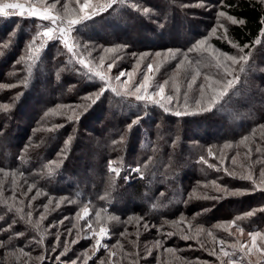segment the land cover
Here are the masks:
<instances>
[{"label":"trees","instance_id":"obj_1","mask_svg":"<svg viewBox=\"0 0 264 264\" xmlns=\"http://www.w3.org/2000/svg\"><path fill=\"white\" fill-rule=\"evenodd\" d=\"M225 4L236 5L235 8L225 7L223 10L245 21L243 26L239 24L230 26L228 35L235 43L251 45L259 35L261 27L259 21L264 16V4L258 0H225ZM163 7L165 8L162 10L164 16L156 18V21L161 22L166 17L167 9L174 11L171 14L172 24V19L185 18L180 9L175 6H169L166 3ZM7 18L4 17L3 22H0V83L9 80L23 82L25 78H22L20 70L27 72L30 76L26 78L27 87L23 83L19 96L16 100L14 99L16 107L6 113L0 111V160H3L0 166L19 175L23 173V178L42 189L43 203L49 204L47 219L55 212L53 203L58 201L59 197L65 196L74 204L71 208H64L66 214L61 215L77 214L83 206H87L94 212L106 209L107 213L114 212L115 215L122 217L138 210L148 220L159 221L160 217L156 215L158 212L156 200L166 192L169 203L172 199L174 201L181 199V201L174 205L173 211L165 209L161 217H168L175 211L177 214L187 209L188 215H191L190 222L193 230L202 226L205 232L201 234L198 242L197 239H181L182 230L179 229L175 239L178 240L179 247L184 249H181L183 251L177 249L178 245L171 240L165 242L164 245L161 243V249L176 250L174 253L168 252L164 261L167 259L170 264H206L204 261L208 260L210 264H216L215 257L208 258L201 253L198 254L201 256H198L186 245H192L189 241H195L208 247L210 237L207 236V231H212L209 227L213 223L223 220L231 221L237 216L243 217L245 212L252 209L264 208V193L260 192L241 197H226L211 203L206 202L207 200L202 198L204 195L199 194L202 191L200 189L209 183L210 189L209 187L204 188L207 195H220L213 187V181L228 188L250 186L247 181L233 179L225 173L224 169L239 173L241 163L254 164L258 173L260 165L255 161H264V135H262L264 130L258 127L259 124H264V72L260 69L264 67V54H260L264 44L255 45L249 49L252 52V58L249 60L250 67L246 69V74L238 72L240 75V83L237 85L240 92L238 96L231 95V99L227 98L222 107L219 106L212 113H206L210 117H215L214 113H217L223 126H220L221 122H217L207 125V128L199 129L195 127L196 125L191 128V125L186 124L187 120H194L199 114L177 117L172 113L163 112L158 107L148 106L144 109L134 99L122 98L111 92H107L97 104L91 105L87 97L95 91L93 84H98L99 81H89L78 73L75 69H78L79 65L70 58V54L66 53L67 50L58 41L47 44L40 58L31 68L28 63L15 64L24 47L26 48L37 32L29 25L30 20L26 18ZM151 31H154L153 27ZM173 31L171 29V32ZM155 33L157 36L160 35L156 30L148 36H153ZM78 34L84 42L90 43L89 47L92 42L98 41L94 44L118 43L126 44L130 48L129 42L124 40L123 32L114 30L110 37L104 40L95 34H93L95 39L88 36L86 32ZM196 35L200 37L202 33L198 32ZM136 36L135 32L132 37ZM141 38H143L142 41L146 40L144 37ZM146 41L150 44L142 45L135 41L136 46L130 49L141 53L166 48H184L182 45L162 46L155 44L156 42ZM4 43H8L9 47L5 48ZM212 44L224 52L233 53L236 50L227 41L217 38L212 39ZM13 72L20 74L12 75ZM208 72L217 75L218 69L215 66L208 69ZM0 99L2 103H7L11 98L7 96L2 98L0 93ZM58 105L71 106L78 112L83 111L81 107L83 105L91 106L78 121H73L69 119L72 111L66 107H57ZM76 105H81L80 109ZM137 115L142 116L143 119L129 132L127 125ZM54 125H63V127L49 132L48 129ZM80 130H87V132L86 134L77 133ZM253 130H255V138L251 135ZM245 135L249 136L247 144L241 143ZM69 136L74 137L73 143L65 145ZM121 137H123L122 142ZM73 144H76L75 147ZM249 146L253 149L251 160L245 156ZM256 147H261V153L255 152ZM209 148L212 152H216V155L209 156ZM62 149L65 150L64 154L67 151L69 159L64 160V155H59ZM221 155L224 157L223 160ZM201 156L205 158L206 163L201 162ZM234 156L237 160L236 166L232 164L231 158ZM92 158H95L94 162L90 160ZM109 160L141 166L142 176L141 173L133 172L132 174L128 170L117 177L108 170ZM52 161L56 163L52 164ZM213 165L219 167L221 174L215 171ZM67 172L81 174V176L72 180L68 178ZM178 190H181V194L176 193ZM189 192L198 193L202 200H198L197 204L189 203ZM150 195H153V200L149 198ZM186 201L187 205L184 207ZM22 202L18 195L14 203L4 202L0 208V215L10 214L12 216L5 218L0 223V227L10 224V218L13 215L20 216L19 213L9 212V206L24 207L25 212L29 210L26 204L20 206ZM45 204L35 203L33 207ZM129 204L133 205L130 211L127 207ZM43 210L44 208L40 211ZM225 212L229 213L228 218H224ZM22 220L25 223L21 222ZM22 220L19 226L13 229L12 236H16L15 233L23 228L30 229L37 234L38 240L43 236V241H47L46 249L43 250L42 244L37 242L26 246V237L23 240L11 238L12 240L7 241L8 232H2L0 242L3 245L0 246V255L2 258L9 255V257L6 256L8 259H5L4 263L47 264L46 259H52L58 255V251L64 249V242H55L44 231L45 223L48 221L44 220L41 230L36 231L32 225L27 223L26 218ZM32 220L37 221L39 218L32 217ZM51 221L54 220L50 218L48 224ZM238 223L246 231H264V213L257 211L253 217L244 218ZM183 228L186 230L187 224H184ZM213 234L218 239L223 238L216 231H213ZM140 241L142 242L141 250L136 251L138 264H166L162 257L160 260L157 259L159 253L155 250L151 256L146 255V258H143L148 251L145 241L149 240L146 238V233L141 236ZM118 243L124 244L121 240ZM53 246H56L55 252L51 251ZM115 250L120 255L128 253V249L120 245L116 246ZM42 255L45 259L41 262L37 258ZM63 261L53 260L52 264L53 262H56L55 264L67 262V260ZM88 264H100V261H88ZM105 264L109 263L105 262ZM115 264H118V261Z\"/></svg>","mask_w":264,"mask_h":264},{"label":"snow or ice","instance_id":"obj_2","mask_svg":"<svg viewBox=\"0 0 264 264\" xmlns=\"http://www.w3.org/2000/svg\"><path fill=\"white\" fill-rule=\"evenodd\" d=\"M264 3V0H261ZM127 3V0H68L66 3H61V0H38L37 3H21L19 0H13V2H4L0 0V17H11L12 15H17L22 18H33L34 20H39L41 22H48L47 25L42 26V31H37V33L32 37L31 41L26 45V54L20 57V60L17 63H28L29 68L40 58L41 53L44 51L47 44L51 42H60L64 49L67 50V53L70 54L75 63L79 65L78 69H75L82 76L86 77L89 81H99L98 84H93L95 91L90 93L87 97L91 101V105L97 104L102 97L105 96L107 92L114 93L116 96L122 98L134 99V101L142 106L144 109H147L148 106L158 107L162 109L163 112H171L173 115L180 117L189 114L188 111V95L185 91L181 93L179 86H174L170 91L166 92V85L168 81L163 83L155 81L154 75L152 73L158 72L161 64L164 61H177L175 72L179 74L182 70H187L186 84L187 89H192L193 86L199 88V98L194 100L196 108L199 112L203 113H212L214 110L218 109V106L222 107L225 98L231 99V95H236L238 93L237 85L240 83L239 73H245L246 69L250 67L249 60L252 58V52L245 51L246 49H251L255 45L264 44V16L261 17L259 23L261 25L259 29V35L252 41V44H238L235 43L232 38L228 35V27L225 24V21L229 22L231 25H241L245 24L243 19H238L236 16L229 15L227 11L223 10L225 7L235 8L236 5H227L225 0H217L215 19L216 23L210 29V32L207 36H203L200 39H195L190 41V46L185 48H168L166 54L161 52H156L155 57L160 58V63H157L155 59H151V54L149 53H133L132 55L136 58L135 67L131 70H120L118 75L112 76L111 72L114 67H116L117 60L119 57L112 56L110 62L106 63V59H109V53H117L120 48L127 47L126 45H117L109 48H102L104 54L96 58L92 57V52L96 51L95 47L88 49L87 46L84 47V51L87 52V55H84L83 52L77 51L81 47L77 38L73 35L78 32V26H86V23L89 21H94L96 17L102 16L105 13L120 14L122 6ZM57 5H61V8L58 9ZM192 5L184 4L183 7L187 8ZM200 8L207 9V5L204 3H199L196 5ZM128 7L139 14L148 16L149 18L152 15V8L142 6L139 3H128ZM111 10V11H110ZM161 28L164 27L163 24L160 25ZM219 33V35H217ZM215 36L217 39L227 41L233 48L237 49L235 55H231L227 52H223L218 48H215L210 42V37ZM39 41V43H37ZM5 48L9 47L8 43H4ZM191 53H197L201 56L206 57L211 62H213L218 69V79H212L208 75H202L199 70L201 61H193L190 57ZM151 59V62L145 65L146 71H142V79L139 81H134L133 77L137 74V70L141 69L142 63L146 60ZM30 62V63H29ZM126 79H122L125 78ZM203 80L202 83L197 84L198 80ZM115 81V83L113 82ZM155 81V82H154ZM24 86L27 87V79L23 81ZM15 85H9V87H14ZM181 95H183V107L181 106ZM91 105L81 106L83 111L77 112L76 109L68 105H58L57 107H68L72 111V116L69 117L70 120L78 121L83 115L84 112L88 110ZM175 105V108H173ZM12 105L8 103H0V111L8 112L11 110ZM47 114V113H46ZM143 119L142 116L137 115L131 122L127 125V129L131 132L132 128L139 124ZM63 125H54L52 128L48 129L49 132L57 131ZM258 127L261 130H264V124H259ZM252 137L255 138V130L252 132ZM264 135V132H262ZM72 136H69L65 141L66 145L71 143ZM123 137H121V142ZM249 141V136L245 135L242 137L241 143L247 144ZM116 143V141H114ZM175 143V142H174ZM226 147L228 145H225ZM64 149L61 150L59 155H64ZM261 147H256L255 152L261 153ZM253 149L251 146L248 147V152L245 154L248 160H251V153ZM208 155L212 156V149H208ZM239 155V153H237ZM221 159L224 157L221 155ZM232 164L237 165L236 157H232ZM201 162L206 163L203 156L200 157ZM52 164H55L56 161H52ZM255 163H259V171L257 173L254 164H245L241 163L239 165V173L232 171L229 172L227 168L224 169L225 173L232 176L233 179H239L242 181H247L250 186L248 187H237V188H228L227 186L212 182L215 190L220 193L218 196H208L204 195L203 199H213L220 200L226 197H241L245 195H250L256 192L264 193V161L257 160ZM122 162L117 161H108V170L111 173H114L115 176L119 177L121 173ZM212 167V165H209ZM219 171V169H217ZM4 169L0 168V172H3ZM131 172L141 173V166H137L130 170ZM5 175L7 173L5 172ZM23 176V173H20ZM15 177V174H13ZM15 178H13V184H15ZM34 185L28 187V192L32 191ZM2 189H0V195H2ZM39 194V193H37ZM26 195V193H24ZM36 197L33 196L31 199L34 200ZM201 198V197H197ZM13 201H15L16 196L13 192ZM51 203V201H49ZM59 207V202L56 204ZM28 211L25 212L24 207H15L9 206L8 211L19 213L21 219L27 220V223L32 225L36 231L41 230V225L44 220L47 219L48 205H43L44 212L40 214L39 220H32V205L29 202ZM207 211V209H205ZM257 211L264 213V208L252 209L243 214V217L237 216L234 220L225 222L223 230L228 233L230 237H233L231 242H228L224 239H218L211 230L207 231V236L212 240V248L209 251V255L215 256L219 261V264H264V231L261 230H250L247 231V239H242L245 236V228L242 227L238 221L244 218H251L256 215ZM90 216V210L85 206L81 212L77 213L78 219L85 220V224L78 230L77 235L80 232L84 233V236L94 241L91 246V252L94 255L96 252H99L101 249L108 251L109 258L116 255L115 251L109 249V245L105 242L107 239H110V233L108 229L102 226L105 220L117 219L114 216H107L104 219L101 218V213H96V219L93 222L91 219H85ZM67 219V217H65ZM138 220L141 218H137ZM183 217L179 223H183ZM5 220L4 216H0V221ZM16 223L13 220L12 224H7V228L0 227V231H7L8 229L13 228V225ZM63 224L61 220L59 222ZM175 225L176 221H172ZM148 224L145 223L144 227L148 228ZM49 227H55L54 224H50ZM154 227V226H153ZM44 231H47L45 229ZM205 232V229L201 227H196L193 230V226L188 224L187 229L181 231V239L183 240H192L199 238L202 233ZM71 233V230H69ZM175 233L168 232L166 235L168 237L173 236ZM17 236H23L21 232L16 233ZM123 235V233H122ZM59 242V236L56 237ZM43 242V236L37 241V243ZM72 244L78 243V240H72ZM219 245V249H216V245ZM156 245L160 246L161 241H156ZM119 246V245H118ZM64 250L55 256L56 261H60L61 257L65 256L68 251L67 243L63 245ZM201 247H204L201 244ZM52 252L56 251V246H53L51 249ZM169 253H174L176 250L172 248L166 249ZM41 262L45 259L42 255L38 257ZM80 257L70 261V264H77V261ZM91 259V256H85L83 264H88V260ZM100 264H105V261L101 260Z\"/></svg>","mask_w":264,"mask_h":264},{"label":"rangeland","instance_id":"obj_3","mask_svg":"<svg viewBox=\"0 0 264 264\" xmlns=\"http://www.w3.org/2000/svg\"><path fill=\"white\" fill-rule=\"evenodd\" d=\"M258 1H261V0H258ZM4 2H13V0H4ZM19 2L26 3V4L29 2L37 3L38 0H19ZM66 2H68V0H61V3H66ZM132 2L139 3L142 6L152 8L151 17L149 18L148 16H144L142 14H139V13L132 11L128 7V3H132ZM166 3L169 6H175L178 9H180L182 15L185 16V18L180 17L181 18L180 20L172 19V22H173V24H172L171 23V18H172L171 14L174 13V11H169V9H167L168 11L165 12L166 17L161 22L156 21L155 20L156 18H162L164 16L162 10L165 9L163 7V5H165ZM199 3L206 4L207 9L200 8V7L196 6ZM216 3H217V0H127V3L124 6H122V8L120 10V14L118 16L116 14L110 15L108 13H105L102 16L96 17L94 21L87 22L86 26H78V32L73 34L77 38L79 44L81 45V47L78 48L77 51H81V52H83L84 55H87V52L84 51L83 46H87L88 49L95 47L96 51L92 52V57L96 58L98 61V57L100 55L104 54L102 51V48H109V47H113V46H117V45H126V44H118V43H115L113 45L94 44V43L98 42V41H94L91 43L92 45L89 47L90 43L84 42L83 38L80 37V35L78 34L79 32H86L87 35L90 36L92 39H95V37L93 35V34H95V35H99L101 37V39L104 40V39H108L114 30L116 32H123L124 40H125V42H129L130 48L133 46H136L135 41L139 42L142 45H149L150 43L147 42L146 40H149L150 42H156L155 44L162 45V46L182 45V47L186 48L187 46H190V44H189L190 41H194L195 39H200L203 36H207L210 32L211 27L213 25H215V23H216V19H215ZM184 4H190L192 6L185 8V7H183ZM57 8L60 9L61 5H57ZM176 16L179 17V15H176ZM11 17L17 18L19 16L12 15ZM19 18H22V17H19ZM26 19L30 20L29 25H31L34 29H36V32L42 31L43 30L42 26L48 24V22H41L39 20H34L33 18H26ZM3 20H4V17H0V22H3ZM8 20H11V19H8ZM167 21H168V25L166 26ZM161 24L164 25L163 28L160 27ZM225 24L228 27V29L230 28V26H232L227 21H225ZM152 27L154 28V31H151ZM171 29H173L174 31L171 32ZM156 30L160 35L157 36V33H155L153 36H148V35H152L151 33L155 32ZM198 30H200V31H198ZM135 32H136L137 36L134 38L132 36L135 35ZM198 32L202 33V35L200 37H197V35H196ZM217 35H219V33H217ZM141 37H144L146 40L142 41L143 38H141ZM213 38H216V37L215 36L210 37L209 42L211 44H212ZM126 46L127 47L120 48L117 53H109L108 54L109 59H106V63L110 62V58L112 56L119 57V59L117 60L116 67H114L112 69V72H111V75L113 77L118 75L120 70L131 71L135 67L136 58L132 54L135 53L138 56L140 53H136L133 51V49H130L128 47V45H126ZM167 49L168 48L163 49V50H159V51H152V52L148 51V52H141V53L151 54V59H155L157 61V63H160V58H156L155 53L161 52L162 54H166ZM248 50L249 49H246L245 51H248ZM236 52H237V49L233 53H229V54L235 55ZM262 53L264 54V48L260 50V54H262ZM25 54H26V48L24 47V49H23L21 55L19 56L18 60H20V57L24 56ZM193 54H196V56H193ZM190 57L193 61H198V60L201 61L199 70L201 71L202 75H208L212 79H218L219 78L218 74L214 75V74H212V72H208V69L215 67V64L213 62H211L209 59H207L206 57L201 56L200 54H197V53H191ZM151 59L146 60L142 63L141 69H138L137 74L133 77L134 81H139L140 79H142L141 72L146 71L145 65L147 63L151 62ZM21 63H24V62H21ZM15 64H19V63L16 62ZM176 64H177V61H174V60L173 61H164L161 64L159 71L158 72L154 71V73H152V75H154L155 81H159L161 83H163L164 81H168V84L166 85V92L170 91L174 86H179L181 89V93H184L185 91L187 92V95H188V105H187L188 111L190 113L199 114V116L194 120H187L186 124H188L189 126L191 125L192 126L191 128H194V126L196 125L195 127L199 128V129L207 128V125L209 126L210 124H215L217 122H221L222 124H220V126H223V122L219 118V115L217 113H214L215 117H210V116L206 115V113L199 112V110L196 108V105L194 103V100L199 98V88L197 86H193L192 89H187V84H186L187 70H182L179 74H177L175 72ZM260 69H261V71L264 72L263 66ZM20 73H21V76L23 79L24 78L26 79L29 75L27 72H23L21 70H20ZM20 73L13 72L12 75L17 76ZM255 76L259 77V75H255ZM122 79H126V77L122 78ZM113 82L115 83V81H113ZM202 82H203V80L201 78V80H198L197 84H200ZM22 84H23V82L21 80H16V81L15 80H9L8 82L0 83L1 97L3 98L4 96H7V98H11V99H8L10 101L7 103L12 105V107H11L12 109H14L16 107L15 100L17 99V97L20 94L19 90H20ZM9 85H15V86L9 87ZM239 93L240 92L238 91L237 94H239ZM237 94L234 96H238ZM226 99H227V97L225 98V100ZM0 103H2L1 99H0ZM76 106H78L77 108L80 109L81 105H76ZM181 106L183 107V95H181ZM66 108L70 111V109L68 107H66ZM173 108H175V105H173ZM74 109H76V108H74ZM169 113H171V112H169ZM185 116H188V115H185ZM86 132H87V130H85V131L80 130L77 133L86 134ZM73 140H74V137L71 140V144L73 143ZM75 145L76 144H73V147H75ZM213 153H214L213 155H216L215 154L216 152H213ZM67 156L68 155H67V151H66L63 159L64 160L67 158L69 159V157H67ZM94 159L95 158H92L90 160L92 162H94ZM0 162H3V160H0ZM117 162H122V161H117ZM80 163L83 164L82 162H80ZM117 166H121V168H122L120 175H122L124 172L126 173L128 170L130 171L131 169L137 167L134 165H126L123 162H122V164H118ZM213 166L215 168V171L217 172L218 171L217 169H219V167H217L216 165H213ZM0 168L4 169L3 172H0V189H2V193H3L2 195H0V208H2V206L4 205V202L12 201L14 203L12 197H13V192H15L16 197H17V195L20 196L22 201H23L22 203H20V206H22L21 204H26L28 206V204L30 202L32 205V212H33L32 217H38L39 218L40 214L44 212V210L40 211L43 209V206L33 207V205H35V203L40 204V205L46 203V202L43 203L44 194H43L42 189H40L36 184L31 183L30 181L26 180L25 178H23L21 175L17 174L16 172L9 171V170L5 169L4 167H1V166H0ZM5 172L7 173V175H5ZM218 173L221 174L220 169H219ZM13 174H15V177L13 176ZM132 174H133V172H132ZM67 176H68V178H70L72 180H74V179L76 180L77 178H79V176H81V174L76 175L72 172H67ZM13 178H15V181H16L15 184H13ZM206 184L207 185H204L200 189L202 191H200V190H199L200 192L198 191L199 194H202V195L208 194L204 188H208L209 183H206ZM30 185H34V187L32 188L31 192H28V187ZM209 189H210V187H209ZM24 193H26V195H24ZM37 193H39V194H37ZM176 193L181 194V190H178ZM33 196L36 197L34 200L31 199ZM210 196H213V195H210ZM197 197H201V196L198 195V193H196V192H193L192 194L189 192L188 193L189 203L192 202V204H197L198 200H202L201 198H197ZM4 198L6 201L4 200ZM149 198L151 200L154 199L153 195H150ZM205 200H207L206 202H210V203L216 201L213 199H205ZM170 201H172V202L169 203V198H168V195L166 194V192L162 193L161 196L159 197V199L156 200V204H157L156 209H158L157 210L158 212H156V215L158 217H160L159 221L158 220L157 221L148 220V218L141 215L138 212V210L135 213H128L122 217L121 215H115L114 212L113 213H107L106 209L105 210H98V211L94 212L93 210H91L90 207H88L90 210V216L85 218V219H91L94 222L96 219V213L97 212L101 213L102 219H104V217H107V216H114L117 218V219H112V220H105L104 224L102 225V226L106 227L110 233V239H107L105 242L109 245L110 250L116 252V255L112 256L111 258H109L108 251H105L104 249H101L99 252H96L93 255L91 252V246L94 243V241L85 237L83 232H80V234L77 235L78 230H80L81 227L85 224V220L78 219L77 214H73L70 216L61 215V214H66V213H64L65 212L64 208L65 209L71 208L74 204L72 200H68L67 197H65V196L59 197L58 201L53 203L55 206V208H54L55 212L53 214H51L46 221L49 222L50 218H52L54 221H51L49 224H48V222L45 223V227L47 229L46 234L49 235L50 238L55 240V242H58L56 237L59 236V238H60L59 242L62 241L64 243H67L68 251L65 254V256L61 257V261L67 260V262L64 264H70V261L73 259H76L77 257H80V259L77 261V264H83V260H84L85 256H91V259L88 260L90 262H95V261L99 262V261L103 260L105 262H108L109 264H115L116 261H118V264H121V263L122 264H138V262H139V260L137 258L138 253L136 251L141 250L142 242L140 241V239L144 233H146V238L149 241H147V242L145 241V243H147V245H148L147 246L148 251H147V254H145L143 256V258H146V255L151 256L153 250H155L156 252L159 253L157 256V259L160 260L162 257L163 261H164L165 255L168 254V252L166 251V249L165 250L161 249L162 244L164 245L165 242L171 240L172 242H175L178 245V247H176L177 249H179V250L184 249L183 247H179L178 240L175 238L178 236L179 229L182 231L184 230V228H183L184 224H187V226H188V224H191V222H190V216L191 215H188L189 212L187 209H185V211L183 210V212L181 211L177 214L175 211L174 213L170 214V216H168V217H165V216L161 217V215L163 214L165 209H169V210L173 211L175 209L174 205L179 203L181 201V199H178L177 201H174L172 199ZM57 202H59V207L56 206ZM47 205H49V204H47ZM186 205H187V201H186L184 207H186ZM84 207L85 206H83L82 209ZM127 207H129L128 210L130 211V209L133 207V205L129 204V205H127ZM82 209H81V211H82ZM159 210H161V211H159ZM0 216H4L5 218H7L8 216H12V215H10V214L4 215L3 214ZM224 216H225L224 218H228L229 213L225 212ZM65 217H67V219H65ZM138 217L141 219L138 220L137 219ZM181 217L184 218L183 223H179L181 221ZM234 219L235 218L231 219V221ZM13 220L16 221V223L13 225V228L8 229L6 231V232H8L7 241L12 240V239H16V238H20L23 240L26 237L25 238V239H27L26 243H25L26 246H28L29 244L33 245L35 242L39 241L37 239L38 238L37 234L34 233L33 231H31L30 229H26V228H23L20 231L21 233L24 234L23 236H17L16 233H15L16 236H12L13 235V233H12L13 229H15V228H17V226H19V222L22 219L20 218V216L15 214V215H13V217L10 218V224L13 223ZM61 220L63 221V224L59 223ZM3 221L4 220L0 221V223ZM172 221H176L177 224L174 225L172 223ZM228 221L229 220H223V221L215 222L209 228L212 229V232L216 231L217 234L223 236L222 239H224L228 242H231L233 240V237H230L228 235V233L223 230L225 222H228ZM21 222H24V221L22 220ZM24 223H23V225H24ZM145 223H147L149 225L148 228L144 227ZM50 224H54L55 227L50 228L49 227ZM3 228H7V226H5ZM119 229H122V230L119 231ZM69 230H71V233H69ZM2 232H5V231H0V233H2ZM168 232H173L175 234L171 237H168L166 235ZM122 233H123V235H122ZM246 233H247V231L245 230V236L242 237V239H245V240L247 239ZM44 235H45V232H44ZM74 239L78 240V243L72 244L71 241ZM120 240L124 244L118 243V241H120ZM156 241H161L162 244L160 246H157ZM44 242H45V240L41 243L43 246V250H44V248L46 249V244H47V241L45 243ZM189 242H191L192 245H186V246H187V248H190V250L192 252H194L195 254L198 255L201 253L206 257L208 256V258L215 257L212 255H209V251L211 250V248L213 246L211 238L209 240L208 247H206L205 245H204V247H201V244H199L198 242H195V241H189ZM2 245H3V243L0 242V246H2ZM118 245L127 248L128 253L125 252L123 255H120L115 250L116 246H118ZM215 247L217 250L219 249L218 244ZM63 250H61V251H63ZM185 250H188V249L185 248ZM61 251L57 252L58 255ZM181 251H183V250H181ZM133 254L135 257L133 256ZM6 256L9 257V255H5L4 258H2V256L0 255V264H7L8 263V262L4 263L5 259H8V258H6ZM198 256H201V255H198ZM54 258H55V256L52 257V259H46L47 264H52V261L55 260ZM140 260H141V258H140ZM215 260H217L216 257H215ZM164 262H166V264L167 263L170 264V261H167V259ZM204 262L206 264H210L208 260H206ZM218 262L219 261L217 260L216 264ZM55 263L56 262H53V264H55Z\"/></svg>","mask_w":264,"mask_h":264}]
</instances>
